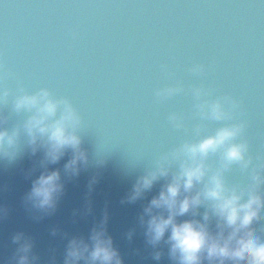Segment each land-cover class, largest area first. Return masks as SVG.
<instances>
[{
    "label": "water",
    "instance_id": "1",
    "mask_svg": "<svg viewBox=\"0 0 264 264\" xmlns=\"http://www.w3.org/2000/svg\"><path fill=\"white\" fill-rule=\"evenodd\" d=\"M0 62L15 74L0 88L13 95L21 86L30 93L47 88L72 101L83 120L82 148L89 156L87 169L72 179L63 173L69 155L49 165L61 170L65 182L52 215L25 202L32 180L42 171V152L0 166V206L7 210L0 221V264H14L18 245L12 236L17 232L33 238L39 264H48L53 254L56 264H63L67 239L75 235L87 240L105 210L107 231L124 264H175L163 243L162 259H152L139 223L143 207L164 181L134 204L120 201L156 157L190 139L193 125L201 123L188 91L193 86H210L212 98L237 99L242 106L237 119L247 125L253 163L264 154L262 0H0ZM196 64L206 66L204 75L189 71ZM177 82L184 92L157 99V89ZM13 95L2 108L8 128L25 118L13 111ZM174 112L185 117L189 131L171 125L168 116ZM203 123L211 131L223 122ZM99 159L105 163L98 167ZM94 175L98 183L89 195ZM227 175L229 181L248 182L236 165ZM74 209L79 210L75 215ZM53 227L59 229L55 237ZM129 229H135L131 242L125 236Z\"/></svg>",
    "mask_w": 264,
    "mask_h": 264
},
{
    "label": "clouds",
    "instance_id": "2",
    "mask_svg": "<svg viewBox=\"0 0 264 264\" xmlns=\"http://www.w3.org/2000/svg\"><path fill=\"white\" fill-rule=\"evenodd\" d=\"M163 70L167 72L166 67ZM189 71L204 75L206 66L196 64ZM10 77L15 78V74L0 62V83ZM184 91L177 82L157 89L155 96L163 100ZM188 91L194 100V114L201 123L193 125L190 139L156 157L136 177L120 203L134 204L164 181L139 216L145 243L153 249L151 256L157 262L164 255L159 248L163 243L175 264H264V154H258L253 163L245 138L247 125L237 119L242 111L237 99L230 95L212 98L210 86H193ZM10 95V89L0 88V166L15 164L25 154L34 157L42 152V171L32 180L25 202L39 213L52 215L64 194L65 182L61 170L49 165H56L69 155L63 165L68 179L78 177L89 165L88 153L82 148V117L68 97H57L47 88L30 93L21 86L13 95L12 108L18 115L25 114V118L8 128L2 108L9 103ZM168 120L175 129L189 131L183 115L174 112ZM203 121L223 123L210 131ZM104 163L103 159L96 161L98 167ZM234 165L247 176V183L229 181L227 174ZM96 183L98 177L94 175L88 182L89 195ZM91 210V201L86 198V211ZM78 211L74 209L73 214ZM6 215L7 210L0 206V221ZM107 223L105 210L87 240L75 235L68 238L63 264H124ZM58 233V228L50 230L53 237ZM134 234L135 229H129L126 239L131 242ZM12 243L18 245L12 258L14 264H39V256L33 254L32 237L17 232ZM135 251L139 253V249ZM48 264H56L54 254Z\"/></svg>",
    "mask_w": 264,
    "mask_h": 264
}]
</instances>
